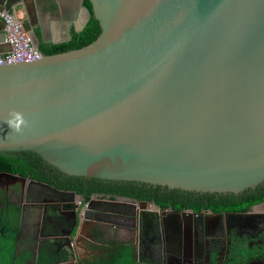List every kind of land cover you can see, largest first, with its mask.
I'll return each instance as SVG.
<instances>
[{
  "label": "water",
  "instance_id": "water-1",
  "mask_svg": "<svg viewBox=\"0 0 264 264\" xmlns=\"http://www.w3.org/2000/svg\"><path fill=\"white\" fill-rule=\"evenodd\" d=\"M23 1L0 0V13ZM88 1L95 41L0 65V153L195 193L264 184V0ZM33 20L21 25L40 48Z\"/></svg>",
  "mask_w": 264,
  "mask_h": 264
},
{
  "label": "flooded vegetation",
  "instance_id": "flooded-vegetation-1",
  "mask_svg": "<svg viewBox=\"0 0 264 264\" xmlns=\"http://www.w3.org/2000/svg\"><path fill=\"white\" fill-rule=\"evenodd\" d=\"M46 172L49 179L53 180L54 183L57 179L66 181V184L70 183L69 178L67 179L66 176L64 177L58 172L49 169ZM13 175H17V179L0 177V184L12 191L14 196L12 200L19 195L22 197L23 206L28 203L29 205H36L38 209L43 208L40 219L42 222L36 224V231L31 229L27 218L23 227H19L28 232L36 233L39 236L37 239L40 240V248L47 244L52 246L53 252L56 253L57 248L64 245L59 239L54 240L55 237L49 235L61 228L67 233L72 227V215L74 213L79 217V221L80 217L82 220H89L88 222L84 221L81 227L82 245L88 251L81 252V254L86 259L82 257V260L76 264L80 262H83L82 264H112L115 259L113 254L117 248L122 247H125V250L122 251L125 256L124 264H264V210H260L264 208V202L255 205L247 212L215 213L204 206L205 203H208L207 199H201L195 203L201 204L202 208L199 211H194L191 208L181 210L172 205L161 208L153 200L138 201L134 198H127V196H115L120 199H128L134 203H149L157 214L147 215V219L152 216L158 217L162 213L160 221L163 232L155 227L150 229L151 236H148L146 230L148 231L151 226L147 225L140 215L139 229V225L136 224L139 216L136 211L137 207L134 205L120 202H114L117 204L112 205H87V203H83L85 197L82 194H77L75 190L59 189L47 182L34 179L31 174L27 176ZM91 179H86L84 184L98 185L100 188L102 186L107 188V183L113 188L126 185L123 182L116 184L117 182L107 180H104L106 182H91ZM57 189L64 193H57L55 191ZM172 191L169 188L167 190L161 189L158 194L155 191L153 195L159 199L180 196L186 201L190 197ZM104 194H94L92 198L95 196L111 197V194ZM10 203L18 205L15 199ZM18 206L22 212H28V205L26 207ZM85 213L86 218L83 219ZM116 228H121L122 231H114ZM119 234H125L127 238L120 241ZM194 236L197 241H193ZM191 247L197 248L198 252L190 255L184 251ZM254 249L256 254H248ZM99 253L100 255H98ZM208 256L211 258L210 261ZM68 263L75 264L73 262Z\"/></svg>",
  "mask_w": 264,
  "mask_h": 264
},
{
  "label": "trees",
  "instance_id": "trees-1",
  "mask_svg": "<svg viewBox=\"0 0 264 264\" xmlns=\"http://www.w3.org/2000/svg\"><path fill=\"white\" fill-rule=\"evenodd\" d=\"M85 6L92 12V5L88 0H85ZM101 33L99 22L92 15L89 23L81 32H72V39L68 42L55 44V45H42L41 52L46 55L62 53L70 50L80 49L95 41ZM43 169V170H42ZM47 169L58 172L61 175L70 179V183L57 179L54 183L47 175ZM0 173L19 174L27 176L31 174L36 180L47 182L62 190H75L78 194L85 197V202H89L94 194L105 195L111 194V197L124 196L134 198L142 201H154L159 207L165 208L174 206L178 209L185 210L191 208L194 211L201 210V204L198 203L201 199H207L208 203L204 206L212 212H229V213H242L249 211L254 205L264 202V184L259 185L256 189H248L238 195L236 194H210V193H195L182 190H173L182 195L190 196L187 201L181 199L180 196L176 198L173 196L170 199H159L154 197L163 188L160 186H152L144 183L137 182H123L124 186L113 188L112 185L107 183V188L98 185H85L86 179L84 177L67 176L60 173L57 169L48 165L38 155L31 152H1L0 153ZM106 182L101 179L92 178L91 182ZM117 182L118 181H110ZM122 183V182H121ZM112 186V187H110ZM0 202V264H26L30 253L25 252V255L16 253V242L20 232V221L22 217L21 208L9 202L5 194L1 193ZM186 201L185 203H183ZM123 248H117L113 254L115 259L112 264H117V257L121 256ZM53 250L50 246L44 245L41 249L39 264H56L57 258L54 257ZM264 252V250H263ZM53 253V254H52ZM256 254V253H255ZM60 262L64 260L63 254L60 256ZM121 264H124L123 262Z\"/></svg>",
  "mask_w": 264,
  "mask_h": 264
},
{
  "label": "crops",
  "instance_id": "crops-1",
  "mask_svg": "<svg viewBox=\"0 0 264 264\" xmlns=\"http://www.w3.org/2000/svg\"><path fill=\"white\" fill-rule=\"evenodd\" d=\"M80 4H81L80 0H25V2L23 1L22 6L18 7L19 9L16 13V16L20 21L27 20L30 22L31 17L34 18L33 21L35 22V27L41 43L45 44L43 41L46 40L48 42L46 44L49 43L56 44L59 42L67 41L69 39L71 32H73L74 30L79 31L80 29L83 28L85 22L87 21V14L85 10H82L80 8ZM24 6L26 8H23ZM29 14H31V17L29 16ZM40 24H42V28ZM3 35H4V31L0 33V55L5 54L9 50V46L6 44L5 37ZM260 210H264V208ZM26 218L30 222V225L32 227L31 229L33 231H36V224L40 222L41 215L36 219V211H31L28 209V212L25 211V213L24 212L22 213L20 227H23ZM161 218L162 217L152 216V217H148V219L147 218L144 219L146 224L151 226V228H149L148 231L146 230V234L148 236H151L150 229L155 227H158L160 232L161 231L163 232V226L160 221ZM136 224H140V221L136 222ZM18 236L19 237L17 239L16 249H15L17 254L23 255L24 253L25 255V252L28 251L30 253V256L26 264H39L38 254L36 251V246H37L36 233H31L26 231L25 229L24 230L21 229ZM193 241H197L195 236ZM206 250L207 249L205 248V251ZM184 251L186 253H189L190 255H193L195 252H198L197 248L195 247L185 249ZM80 252H84V250L81 249ZM98 255H100V253ZM210 257L208 256L209 261L211 260ZM83 258L86 259L85 257ZM75 261H77V259H75ZM82 263L83 262H80L79 264ZM61 264H69V263L65 261L62 262Z\"/></svg>",
  "mask_w": 264,
  "mask_h": 264
},
{
  "label": "clouds",
  "instance_id": "clouds-1",
  "mask_svg": "<svg viewBox=\"0 0 264 264\" xmlns=\"http://www.w3.org/2000/svg\"><path fill=\"white\" fill-rule=\"evenodd\" d=\"M3 15H10V16H12L13 18H14V20L16 21V22H18L20 25H21V22L22 21H20L19 19H18V17L16 16V15H12V14H5V13H0V17H2L3 18ZM3 20H4V18H3ZM5 21V20H4ZM89 23V22H88ZM87 26V25H86ZM85 26V27H86ZM21 27L26 31V32H28V34H29V36H30V39H31V46H32V48L34 49V50H37L40 54H41V57L40 58H42L43 57V55H44V53L43 52H41V46L42 45H55V43H49V44H42L41 43V46H40V48H37V43L35 44V40H34V38H33V36H32V34L29 32V31H27L22 25H21ZM85 27L83 28V30L85 29ZM83 30H81V31H83ZM74 31H76V32H81V31H77V30H74ZM4 33H5V35H6V38H5V42L6 43H8V44H10L9 42H8V39H7V32H6V22H5V30H4ZM72 39V32L70 33V36H69V39L67 40V41H63V42H59V43H56V44H61V43H65V42H68V41H70ZM11 45V44H10ZM12 48H11V51H12V49H13V46H11ZM10 51V52H11ZM7 53H9V52H7ZM7 53H5V54H7ZM1 55H4V54H1ZM39 58V59H40ZM38 60V59H37ZM33 61V60H32ZM2 177V176H1ZM1 193H3L4 194V192H3V190H1L0 191ZM76 192V191H75ZM77 193V192H76ZM78 194V193H77ZM6 197L7 198H9V195H6ZM127 198H129V197H127ZM0 199H2V197H0ZM1 201V200H0ZM10 202V201H9ZM78 202V201H77ZM114 202H120V203H126V204H128V205H134V206H136L137 207V209H136V211H137V213H138V216H139V219L137 220V222H139L140 221V215H142V217H143V220L144 219H146V216L147 215H150V214H152V215H155V214H157L156 213V211L150 206V204L148 203V205L147 206H144V208H142L141 207V203H134V202H131V201H129L128 199H120V198H118V197H110V198H107V197H103V196H95V197H93V198H91V200L89 201V202H83V203H87V205H94V204H102V205H112V204H117V203H114ZM258 205V204H257ZM255 206V205H254ZM253 206V207H254ZM87 208V207H86ZM85 209V208H84ZM86 212V211H85ZM161 212H168V211H161ZM23 213V212H22ZM170 213V212H169ZM226 213H229V212H226ZM159 214V213H158ZM162 216V213H160L159 214V216L158 217H161ZM72 217H73V219H72V227H71V229L69 230V231H67V233L65 232V231H62L61 229H58V231H54L53 233H55V234H53V233H51L49 236L51 237L52 235V237H55V239L54 240H56V239H59V241H61L62 243H64V245L63 246H61V247H58L57 248V252L55 253V252H53L54 253V257L55 258H57V260H56V264H61L62 263V261L60 262V256L63 254V256H64V260H63V262H65V261H67V263L68 262H73V263H77L78 261H81L82 259V254H81V252H80V250L81 249H83L84 250V252H88L87 250H86V248H84L83 247V245H82V242H83V240H82V238H81V236H82V232H81V230H82V223L84 222V221H86V222H88L89 220H82V218L80 217V221H79V217L76 215V213H74V215H72ZM54 218V217H53ZM86 218V213H85V216H84V218L83 219H85ZM54 220H55V218H54ZM139 225V229H140V224H138ZM21 230V229H20ZM53 231V230H52ZM70 232V234H68ZM20 233V232H19ZM41 235V234H40ZM36 237L38 238L39 236H37L36 235ZM75 239V240H74ZM36 243H37V246H36V251H37V254H38V261H40V254H41V249H42V247L40 248L39 247V244H40V240H36ZM45 245V244H44ZM43 245V246H44ZM47 245V244H46ZM135 247H137V246H135ZM53 247L51 246L50 247V249L51 250H53L52 249ZM79 252H80V254H81V257H80V254H79ZM52 253V254H53ZM67 253V254H66ZM81 260H80V259ZM75 259H77V261H75ZM117 261V260H116Z\"/></svg>",
  "mask_w": 264,
  "mask_h": 264
},
{
  "label": "built area",
  "instance_id": "built-area-1",
  "mask_svg": "<svg viewBox=\"0 0 264 264\" xmlns=\"http://www.w3.org/2000/svg\"><path fill=\"white\" fill-rule=\"evenodd\" d=\"M3 18L6 22L7 39L13 49L7 54L0 55V65L39 59L41 54L32 48L28 32L12 16L3 15Z\"/></svg>",
  "mask_w": 264,
  "mask_h": 264
},
{
  "label": "rangeland",
  "instance_id": "rangeland-1",
  "mask_svg": "<svg viewBox=\"0 0 264 264\" xmlns=\"http://www.w3.org/2000/svg\"><path fill=\"white\" fill-rule=\"evenodd\" d=\"M3 189V192H4V194L5 195H9V201L11 202H13V200L15 199V201H17V204L18 205H20L21 207H26L27 205H28V207H29V210H31V211H36V219L41 215L40 213L42 212V209H38V208H36V205H29L28 203H25L26 205H24L23 206V204L21 203V199H22V197H20L19 195H17V197H15L13 200H12V198L14 197L13 196V193H12V191L11 190H9V188H7V187H4L3 185H1L0 184V191ZM0 197H1V192H0ZM1 200V199H0ZM45 208V207H44ZM100 209V208H99ZM123 212V211H122ZM119 214H122V213H119ZM115 228V227H114ZM113 229V228H112ZM114 231H116V232H120V231H122V229L121 228H116V229H114ZM258 232V231H257ZM142 234V233H141ZM115 236V235H114ZM119 236V238H120V241H122V240H124V239H126L127 238V235H125V234H119L118 235ZM144 236H147V235H145L144 234ZM17 253V252H16ZM249 253H257L256 252V250L254 249L253 250V252L251 251V252H248V254ZM244 256H246V253H244ZM124 260H125V256H124V254H123V252H122V254H121V256H119V257H117V263L118 264H121L122 262H124Z\"/></svg>",
  "mask_w": 264,
  "mask_h": 264
}]
</instances>
